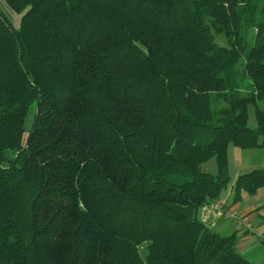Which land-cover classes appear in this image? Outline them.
<instances>
[{
    "label": "trees",
    "instance_id": "obj_1",
    "mask_svg": "<svg viewBox=\"0 0 264 264\" xmlns=\"http://www.w3.org/2000/svg\"><path fill=\"white\" fill-rule=\"evenodd\" d=\"M5 1L0 264H255L199 211L264 146V0Z\"/></svg>",
    "mask_w": 264,
    "mask_h": 264
},
{
    "label": "crops",
    "instance_id": "obj_2",
    "mask_svg": "<svg viewBox=\"0 0 264 264\" xmlns=\"http://www.w3.org/2000/svg\"><path fill=\"white\" fill-rule=\"evenodd\" d=\"M228 163L232 180L220 197L225 212L213 211L205 205L199 211V219L214 231L223 234L236 232L238 251L250 262L264 264V188H260L255 195L243 193L239 201L234 200L236 178L242 173L264 167V146L251 149L229 147ZM208 164L211 165L207 171L216 173V162L208 161L204 166ZM229 211H238L240 218L228 216ZM254 220H257L256 225L252 222Z\"/></svg>",
    "mask_w": 264,
    "mask_h": 264
},
{
    "label": "rangeland",
    "instance_id": "obj_3",
    "mask_svg": "<svg viewBox=\"0 0 264 264\" xmlns=\"http://www.w3.org/2000/svg\"><path fill=\"white\" fill-rule=\"evenodd\" d=\"M0 6H1V9L7 14V16L10 18V20L13 22V24L16 26V27H19L20 26V23H21V16L22 14L21 13H18L17 11H15L12 7H10L5 0H0ZM217 41L221 44H224V45H227V41H226V38L223 36V35H219L217 36ZM242 61L243 60H240V63L238 64V68L240 69L242 67ZM260 106L262 108H264V101H261L260 102ZM34 108L32 107L31 109V112H30V115L28 116L27 120H26V126L27 127H30L31 126V123H32V117H33V114H34ZM257 124L256 122V118H255V113H254V110L251 108L250 109V116H249V125L251 127H255ZM229 147H234V145H230ZM215 160L212 159L209 161V163H214ZM210 165L211 164H208L206 166H204V169L205 170H210ZM254 225H256L255 222H257V220H254L252 221ZM140 252H141V255L144 256L146 254V249H145V246L142 245L140 247Z\"/></svg>",
    "mask_w": 264,
    "mask_h": 264
},
{
    "label": "built area",
    "instance_id": "obj_4",
    "mask_svg": "<svg viewBox=\"0 0 264 264\" xmlns=\"http://www.w3.org/2000/svg\"><path fill=\"white\" fill-rule=\"evenodd\" d=\"M211 210L224 213L225 212V205L224 202L221 199H217L213 202H211L209 205H207ZM228 216L234 217V218H240V214L238 211H229L227 212ZM250 227L251 224H249Z\"/></svg>",
    "mask_w": 264,
    "mask_h": 264
}]
</instances>
